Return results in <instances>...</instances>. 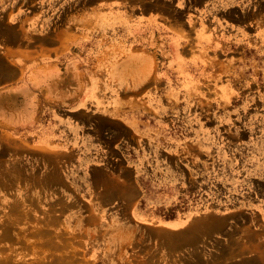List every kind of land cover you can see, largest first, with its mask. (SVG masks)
I'll return each instance as SVG.
<instances>
[{
    "label": "rangeland",
    "instance_id": "374dc122",
    "mask_svg": "<svg viewBox=\"0 0 264 264\" xmlns=\"http://www.w3.org/2000/svg\"><path fill=\"white\" fill-rule=\"evenodd\" d=\"M52 28L105 74L96 104L167 144L110 118L93 150L1 129L0 264H264V0H0L3 46Z\"/></svg>",
    "mask_w": 264,
    "mask_h": 264
},
{
    "label": "crops",
    "instance_id": "0c3cea01",
    "mask_svg": "<svg viewBox=\"0 0 264 264\" xmlns=\"http://www.w3.org/2000/svg\"><path fill=\"white\" fill-rule=\"evenodd\" d=\"M52 32L54 37L46 38L38 48H9L0 44V130L20 125L26 137L49 152L58 153L65 147L70 151L88 147L93 150L102 140L95 136L97 126L104 128L102 119L110 118L121 121L133 135L142 137L147 152L150 147L153 152L163 151L167 142L157 128L135 116L125 123L114 116L122 111L121 107H115L110 114L96 104L101 96L94 82L103 84L105 74H95L92 62L89 70L82 69L88 63L72 52L76 47L72 35L78 32L53 28ZM141 198L139 194L136 203Z\"/></svg>",
    "mask_w": 264,
    "mask_h": 264
}]
</instances>
